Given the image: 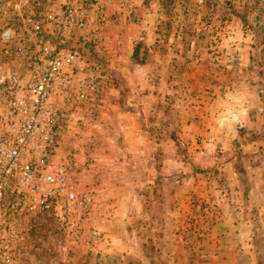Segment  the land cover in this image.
Returning a JSON list of instances; mask_svg holds the SVG:
<instances>
[{"label":"rangeland","instance_id":"1","mask_svg":"<svg viewBox=\"0 0 264 264\" xmlns=\"http://www.w3.org/2000/svg\"><path fill=\"white\" fill-rule=\"evenodd\" d=\"M100 1L98 10L86 13L88 25L85 29L64 31L54 23L55 18L63 12L64 0H0V138L10 130L13 117L17 118L18 116L14 114L16 103L30 100L27 89L33 76L49 69L54 55L58 53L76 55L73 64L68 63L65 68L69 70L75 85L93 80V77H101L98 81L100 87L110 81L109 69L120 63L116 62L119 58H114L113 55L115 57L121 55L118 52L123 51L127 45L123 46L120 42L115 44L106 37L107 41L111 40L109 42L111 47L107 50L102 49L101 43L106 40L104 26L108 16L106 5L102 0ZM119 1L127 4V6L123 4L127 7L124 9V16L130 21L137 22L139 19L147 20L152 24L158 21L161 23L157 24L158 34H153L152 30L153 39L146 40L144 37L141 44L129 47L127 52V55L135 57V61L130 60L131 68L140 70L137 74L140 75L141 84L151 90L152 94L153 87L156 88L155 91H159L157 87L161 89L160 84L165 87V82H161L162 77L159 76L163 75L167 68L168 70L173 68L174 65L176 68L171 76L172 81H178L180 71H188V82L193 87L197 80L206 86L222 83L224 88L228 84L234 87L231 88V94L233 95L232 99L234 98L236 120L231 126L240 131V138L232 145L237 146L235 148L245 147L249 153L252 152L251 156L248 155L247 161L238 159L237 165L243 170L238 173L239 177L241 175V180L246 177L248 184L251 181L254 184L253 188L246 189L253 193L250 199L253 204L251 209L248 208L249 210L245 211V214L253 218L257 217L253 223L257 230V224H261L262 217V212L258 213L257 208L262 206L261 193L264 190V0H183L184 3H188L191 9L195 8V10L173 14L166 8V0ZM135 2H140L141 10L128 9L133 4L135 5ZM96 13L101 14L98 19L95 16ZM171 17L178 23L191 24L184 25L187 27L184 39L182 35H176L173 42L168 41V30L169 32L173 31L174 34L177 33V29L173 25L168 27L172 23V20L169 19ZM37 24L41 26L40 30L35 29ZM149 35L151 36V30ZM191 38L192 40L188 43L187 40ZM137 50L139 52L135 54ZM105 52H109V54H105ZM106 55L110 56L106 57ZM122 55L124 54L122 53ZM177 55H189L185 59L187 62L179 63ZM198 55L200 56L197 58ZM184 62L186 65L183 64ZM16 80L20 86L15 83ZM153 80L156 85L159 83L157 87ZM100 90L97 93L96 91L91 92L95 101L99 99ZM212 92L202 93L205 96V101L202 100L203 107H206L205 111H210L212 107H215V100L217 102L216 97L219 92L214 96L216 99H213ZM66 93L71 95V103L75 102L74 106L68 102ZM161 97L158 93H154L152 97L155 107H163L161 110H155L159 113L156 112L151 117L153 153L156 154H161L163 150L175 152V149L180 147L176 140L173 141L172 146L166 144L171 141H167L164 136L160 135L164 131L158 129L160 133L156 134L158 122H153V120L161 115L162 121L165 122L168 119L167 114L174 113L176 115L174 110H180L173 106L169 107V105L175 106L177 103L174 100L171 103L168 102V94H166V98L165 94L164 98ZM53 101L61 102L60 111L67 114V120L62 123L58 131L59 143L61 142L63 147L64 135L68 133L70 124L77 119V116L86 118L95 115L96 107L91 111L85 103L79 104L76 95L67 89L56 93ZM220 102L222 107L227 106L224 101L220 100ZM188 106L191 114H197L196 111L200 110H197L192 103ZM225 110L223 108V111ZM177 115L183 116L186 113L177 111ZM178 128L181 131V127L178 126ZM225 144L226 148L230 149L229 142ZM218 146L225 145L221 141ZM69 150V147H66L65 152L60 153V156L69 155ZM218 159L223 163L230 162L228 155L219 156ZM189 161L191 162L190 159L187 162ZM164 163H167L168 166V163H176V161L173 160V155L163 157L153 154V180L158 174L157 166L161 168ZM220 172L218 175L195 171V180L192 184L186 181L187 179L184 182L180 180L170 187H165L166 189L155 186L153 181V245L145 244L143 247L141 243L137 242L128 253L109 252L105 256L99 253L98 256L94 255L90 259L86 256L85 259L73 255L64 238H68L65 236L67 233L74 240L73 229L68 227L60 230L61 228L56 225L53 219L42 217L31 221L36 233L29 249L18 258V264H78L79 259L82 264H88L92 260L98 261L100 264H149L148 261L151 264H178L179 262L189 264L190 260L196 261L199 257L202 259V264H221L222 261L218 258L213 259L210 256L201 258L195 254L189 255L188 251H184L183 246L185 245L186 248L190 246V238L188 237L186 240V237L182 239V237L172 234L180 233L185 229L186 231L190 230V227L199 229V223L202 221L201 216H198L199 212L204 210L205 213H208L215 211V207L220 206V204L212 206L198 201L199 185L203 186V180H209L210 177L216 176V180H219L220 174L225 177L228 173L227 170ZM222 183L223 193L229 195L230 189L226 187L227 183L225 181ZM78 189L84 191L81 186H78ZM227 190L229 192H226ZM187 192L190 193V196L186 197L185 204L182 203V194H188ZM247 196H250V193ZM200 205H202L201 210H199ZM96 206L99 207L97 203ZM243 207L240 209L242 212ZM94 210L91 216L99 222V227L105 225L107 221L99 217L96 207ZM186 219H190V221H186ZM28 221L30 220L26 222ZM75 222L80 236L84 235L85 231L92 234L93 228L100 231L99 227L93 224L92 219L89 222H84L77 217ZM159 231L164 232V235H160ZM58 239L67 245L66 251L60 250L58 243L60 240ZM142 239L149 240L150 238L143 236ZM177 240H180L178 244ZM74 241L79 246L84 243L92 245L89 240L81 237ZM252 242L258 247L256 251L225 253L227 264H264V230L261 229V226L259 233L252 237ZM179 259L180 261H178Z\"/></svg>","mask_w":264,"mask_h":264},{"label":"crops","instance_id":"2","mask_svg":"<svg viewBox=\"0 0 264 264\" xmlns=\"http://www.w3.org/2000/svg\"><path fill=\"white\" fill-rule=\"evenodd\" d=\"M102 1L107 7L108 16L104 26V38H110L113 43L120 42L121 45H127V47L118 52L121 55L117 57L113 55L114 58H119L116 62L120 63L109 69L110 81L100 87L99 99L94 100L95 115L86 118L77 116V119L70 124L68 133L64 135L63 147L61 142L59 144L61 153L69 147L70 153L75 155L76 170L73 178L84 191L93 194L99 205V207L96 206V213L107 222L99 227V222L91 217L93 224L99 227L101 236L92 237L88 231H85V227L81 238L89 240L92 245L85 243L80 246L76 245V242L66 233L65 236L68 238H64L71 253L85 259L87 256L90 259L94 255L98 256L99 253H102V256L109 252L128 253L137 242L143 247L145 244L153 245V181L155 186L166 189L165 187H170L180 180L184 182L187 179L186 181L192 184L195 180V171L219 175L220 171L222 173L225 170L228 172L225 177H222V174L219 180H216V176L210 177L209 180H203V186L199 185L198 201L212 206L220 204V206L215 207V211H210L212 213H205L204 210L199 212L198 216H201L202 220L199 223V229L190 227L187 231L185 229L180 233H171L182 239L183 237H186V240L190 238L188 248L182 244L184 251H188L189 255L218 258L222 261L221 264H227L225 253L256 251L258 247L252 242V237L259 233L260 226L264 230V190L261 193L262 206L257 208L258 213L262 212L261 224H257L256 230L253 223L257 217L253 218L245 214V211L251 209L253 204L250 201L253 193L246 189L253 188L254 184L252 181L248 184L246 177L241 180V175L239 177L238 173L243 170L237 165L238 159L247 161L248 155L251 156L252 152L249 153L245 147L235 148L237 146L232 145L240 138V131L231 126L236 120L234 98L232 99L231 94V88L234 87L228 84L224 88L222 83L206 86L198 80L193 87L188 82V71H180L178 81H172L171 76L176 68L174 65L173 68L170 70L167 68L165 73L159 76L162 77L160 81L165 82V87L160 84L161 89H158L159 83L156 85L154 82L157 78L153 80L159 91H155L156 88L153 87L152 94L151 90L141 84L140 75L137 74L140 70L131 68L130 60L135 61V57L127 55V52L129 47L141 44L144 37L146 40L153 39L152 30L156 35L157 24L161 23L158 21L152 24L147 20L139 19L137 22L130 21L124 16V9L127 8L124 5L127 6V4L119 0ZM165 3L166 8L172 14L195 10L183 0H166ZM129 8L138 11L142 7L140 2H135V5ZM169 19L172 23L168 27L173 25L177 33L174 34L173 31L168 30V41L173 42L176 35H182L184 39L187 28L184 25L191 24L178 23L173 17ZM150 30L151 36L149 35ZM108 39L102 41V49L107 50L111 47L109 46L111 40L107 41ZM191 40L192 38L187 42ZM138 52L137 50L135 54ZM107 53L109 54L105 52ZM108 56L110 55H106ZM176 57L180 63L186 61L189 55H177ZM186 62L183 64L186 65ZM203 92H212L213 99L217 98L215 107H212L210 111H205L206 107H203L202 100L205 101ZM154 93H158L160 97L162 96L161 98H164V94L166 98L168 94V102L171 103L174 100L177 105H169L168 102L167 105L180 109L174 110L176 115L167 114L168 119L165 122L162 121L160 114L159 118L153 120V122H158L156 134L160 133L158 129L164 131L160 135L164 136L167 141H171L166 144L172 146L174 140L178 141L180 147L176 148L175 152L163 150L161 154L153 153L151 117L154 113H159L155 110L163 108L153 105ZM216 93H218L217 97L214 98ZM220 100L224 101L227 106L222 107ZM191 103L197 110L200 109L199 112L196 111L197 114H191L188 108V104ZM223 108L226 110L223 111ZM177 111H183L186 115L178 116ZM178 126L181 127V131ZM221 141L225 146H218ZM227 142H229L230 149L226 148L225 143ZM153 154L163 157L173 155V160L176 161V163H168V166L164 163L161 168L157 166L158 174L154 180ZM222 155H228L230 162L223 163L218 159ZM188 159L191 162H187ZM223 181L230 189L229 195L222 191ZM195 189L198 191L197 188ZM248 193L250 196H247ZM189 196L190 193L182 194V203L186 204V197ZM201 207L202 205L199 206V210ZM242 207L243 212L240 211ZM162 234L164 235V232H160V235ZM165 234L167 235V231ZM143 236L150 239H142ZM179 242L180 240H177V244ZM201 260L199 257L196 261L190 260L189 264H202ZM148 263L151 264L150 261ZM78 264H82L81 259ZM88 264H100V262L92 260ZM178 264L184 263L179 262Z\"/></svg>","mask_w":264,"mask_h":264},{"label":"built area","instance_id":"3","mask_svg":"<svg viewBox=\"0 0 264 264\" xmlns=\"http://www.w3.org/2000/svg\"><path fill=\"white\" fill-rule=\"evenodd\" d=\"M100 0H64L63 12L54 23L64 31L83 30L88 25L86 13L98 10ZM100 13L95 16L98 19ZM40 30L39 24L35 25ZM76 55H54L49 69L36 73L28 84L29 101H18L11 128L0 138V264H16L30 246L36 230L32 220L53 219L64 230L70 227L78 240L75 219L91 220L96 201L91 193L79 190L75 182V155L60 156L58 131L67 114L61 102L53 101L63 89L73 92L79 104L94 110L91 92L100 90L99 78L75 85L67 64ZM100 71V70H97ZM18 84V81H15ZM20 86V84H18ZM71 106V95L66 93ZM27 220H30L26 222ZM93 237L100 231L92 229ZM60 240V239H58ZM59 248L67 250L60 240Z\"/></svg>","mask_w":264,"mask_h":264}]
</instances>
